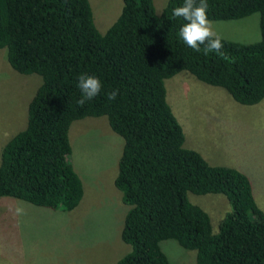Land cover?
<instances>
[{
    "label": "trees",
    "instance_id": "obj_1",
    "mask_svg": "<svg viewBox=\"0 0 264 264\" xmlns=\"http://www.w3.org/2000/svg\"><path fill=\"white\" fill-rule=\"evenodd\" d=\"M119 15L100 32L89 0H0V49L9 65L41 81L27 105L23 129L0 152V197L69 211L83 196L68 159L70 124L105 115L122 137L115 187L128 205L121 239L130 246L115 264H170L160 242L173 239L195 250L196 264H264V211L249 176L210 164L184 146V131L166 99L164 80L188 71L223 88L244 105L264 98V0H207L209 20L259 15L260 38L221 37L220 53H197L178 32L186 21L172 15L183 0H121ZM201 48L204 45L200 46ZM81 74L102 89L81 107ZM119 90L115 100L107 93ZM194 194L221 193L229 209L213 232Z\"/></svg>",
    "mask_w": 264,
    "mask_h": 264
},
{
    "label": "rangeland",
    "instance_id": "obj_2",
    "mask_svg": "<svg viewBox=\"0 0 264 264\" xmlns=\"http://www.w3.org/2000/svg\"><path fill=\"white\" fill-rule=\"evenodd\" d=\"M93 20L104 32L120 13L121 0H89ZM167 0H153L159 13ZM259 15L210 20L216 33L231 40L260 38ZM41 78L22 74L0 49V152L4 143L24 128L27 105ZM166 99L184 131V146L197 150L210 164L237 168L252 182L257 205L264 211V98L253 105L236 102L223 89L180 71L164 80ZM68 156L83 185V196L69 211L38 207L24 200L0 197V264H115L129 251L121 239L128 208L114 185L123 140L105 115L74 120L69 127ZM189 200L210 216L212 230L229 203L221 193L194 194ZM17 207L24 209L16 215ZM11 209V210H10ZM170 264H196L195 250L173 239L160 242Z\"/></svg>",
    "mask_w": 264,
    "mask_h": 264
},
{
    "label": "clouds",
    "instance_id": "obj_3",
    "mask_svg": "<svg viewBox=\"0 0 264 264\" xmlns=\"http://www.w3.org/2000/svg\"><path fill=\"white\" fill-rule=\"evenodd\" d=\"M208 9L207 0H183V4L175 7L172 11L174 17L183 18L186 21L177 34L178 38L195 52H203L204 55L212 52L220 53L223 46L221 37L214 30L213 22L208 19ZM201 45L204 47L201 48ZM77 87L81 91L77 103L83 107L100 94L102 82L96 76L81 74ZM118 94V89L113 90L106 94L107 99L115 100ZM23 212L22 207H17L14 210L16 215H21Z\"/></svg>",
    "mask_w": 264,
    "mask_h": 264
}]
</instances>
